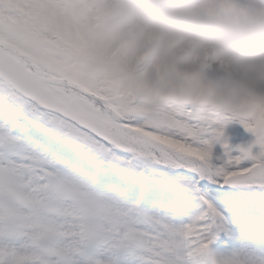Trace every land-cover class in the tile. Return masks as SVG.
<instances>
[{
  "label": "rangeland",
  "instance_id": "obj_1",
  "mask_svg": "<svg viewBox=\"0 0 264 264\" xmlns=\"http://www.w3.org/2000/svg\"><path fill=\"white\" fill-rule=\"evenodd\" d=\"M142 1L118 0L123 7L132 8L133 18L129 23L113 21V26L109 28V33H107L103 41L106 50L113 56H117L116 64H118V67L127 69L122 70L124 71L123 73L119 71L118 74L120 76L122 73L124 74L123 76L128 77L127 84L131 81L135 69L141 66L139 77L142 80L150 81L151 91L159 98L164 99L167 96L173 98V100L189 99L194 101L197 90H200L198 91L200 94L203 89L214 85V91L209 95V98L216 105L225 103L229 108L238 107L234 111H240L243 106L256 104V117L264 116V55L252 59L253 61L248 62L245 60V52L247 50H256L262 44L260 39H253L251 35L243 31L246 27L250 28L255 23L257 25L264 20V16L259 17L253 13L254 11L259 12V8L263 7V5H254L257 2L256 0H205L200 5L187 10V15L197 18H200L199 14L217 13L234 30H237L236 32L209 34L206 36L194 31L193 27L171 25L156 18ZM101 2L103 6H95L96 9L93 10V14H99L101 10L112 13L117 0H101ZM240 22L243 25H240ZM243 35L245 36L242 37ZM149 44L150 47H148ZM190 45H193L195 51L198 49L209 50V48L211 50L212 46L222 47L225 53L224 56H216L209 59V63L215 70V75L211 84H201L203 86L201 88L196 87L197 83L193 79L191 80L190 77L192 76L188 74V70L195 69V64L186 63V59H180L177 63L181 79L168 73L167 58L169 57L171 60L175 54L183 53ZM149 48L151 49L150 52H148ZM163 54L167 56L162 57ZM0 60V68L7 72L9 80L17 82L20 79L44 103H50L49 94L43 90L42 85L31 82L27 78L24 79L19 74L21 73L22 63L15 54L0 50ZM58 68L62 69V65L58 64ZM227 68L231 69V73L236 76V80L240 84H246L248 87L254 88V91L251 92V99L245 100L237 93L238 87L236 83L231 86L236 92L226 93L219 89V79L222 72ZM26 73L35 78L31 73ZM255 91H259V93L255 94ZM51 101L59 108H67L72 112L77 110L79 114L83 110L78 102L69 97L63 102H60L57 98H52ZM176 113L178 114V112ZM252 113L255 115L254 108ZM87 116L93 119L106 133L117 137L123 142L131 145L142 142L139 136L122 130L111 122L108 116L99 115L98 113L94 115L87 113ZM167 117L168 114L163 115V119L166 120ZM2 118L4 117L2 116ZM78 118L81 119V115ZM176 121H178L177 118H175ZM229 124L232 125V129L227 126ZM202 129L208 132L209 139L215 144L225 147L230 145V139H232L234 132L238 130V123L234 122L232 116L229 121L218 120L214 127L207 123L203 125ZM161 138L163 139V137ZM163 141L184 151L189 146L182 139L165 137ZM231 144L237 146L234 140H232ZM190 163L191 166L195 164L192 160ZM28 165V162L21 165L20 162L16 161L15 164L4 165L3 169L0 165V177H3L1 175L2 172L7 171L9 176L13 177L11 184L2 183V191L9 194L11 187L19 184L25 189L31 199L32 197L36 199L40 194L37 187L38 176L34 177V172ZM203 173L201 172V174ZM201 174L199 173V175ZM27 218H29V215H27ZM12 219L6 206L4 209L0 208V264H94L91 260L87 261V257L82 251V244L89 237L82 234L81 230L84 225L90 222L89 214H87V217L84 216L83 224H81L77 216H72L65 221H61V223L57 222L58 225L54 229H50L49 225L41 223L35 218L31 220V224L29 222L24 223V217H22L15 222L16 224L11 225V222H14ZM110 222L111 220L107 219L106 224L108 227H111ZM138 222L134 218L129 220L128 223H121L123 226L121 231L115 227L116 225L107 230L110 234H116V243L121 241L124 243L125 239H127L130 242L142 244V237H145L146 233L153 234L152 244L147 247L146 240H143L145 245L140 250L142 253L138 254V258L132 257L131 260L127 258L129 260L127 264H182V255L189 256L185 247V229L192 222V218L189 215H184L183 220L178 224L167 223L160 226L159 231H161V234L152 231L147 232V229L143 228V226L137 227ZM58 228L65 240L53 248L51 252H41L39 244H37V235L41 232L51 233ZM124 232L126 236H124ZM251 247L241 251L240 262L242 264H264V260L258 255L260 253L253 250L255 248L259 251L257 244ZM137 249L139 250V247ZM164 251L167 252L166 255H163ZM103 253L105 257L102 263L113 264L114 261L111 259L112 250L107 248ZM158 254L162 255V257L158 258ZM195 262L199 263V260L195 259Z\"/></svg>",
  "mask_w": 264,
  "mask_h": 264
},
{
  "label": "trees",
  "instance_id": "obj_2",
  "mask_svg": "<svg viewBox=\"0 0 264 264\" xmlns=\"http://www.w3.org/2000/svg\"><path fill=\"white\" fill-rule=\"evenodd\" d=\"M76 3L79 14H82L80 16L73 13L67 7L68 5L64 0H0V11L2 12L1 16L8 21L6 25L8 31L17 30L20 34L27 35L23 41L25 47H30L33 43L38 42L47 45L46 40L52 38L51 41L56 46L68 48L73 56H76L78 53H82V55L88 54L93 60L104 63V61L108 60V54L101 46L102 34L98 30L99 26L96 24V19L88 16L87 12L80 6L78 0H76ZM60 5H62L61 9ZM84 39L87 40L86 44L82 43ZM100 77L95 82H98L99 89H102L101 87L105 83V79ZM79 93L81 92L79 91ZM130 100L131 95L129 91V94L125 93L122 97L123 106H130ZM147 107L148 105H144L142 107L143 111ZM189 128H192L190 124L185 123L181 124V128L177 129L174 126H168L165 128V131L169 135L187 139L190 137ZM39 135L42 136L41 134ZM169 149L173 153L178 151L173 147ZM139 150L143 151V148L139 147ZM205 154H209L221 169L224 166L236 168L237 163L243 161L241 156L230 159L227 151L223 149L219 150L217 146H213V148L202 147L200 151L196 152L195 156H198L199 160L204 161L203 156ZM223 160L227 161L223 162ZM182 162L185 161L182 160ZM125 166V173H127L131 168L128 167V164H125ZM87 167L92 169L91 163H87ZM172 167L174 166L172 165ZM185 179L187 181L184 185L174 186L177 194L180 192V189H185L186 197L197 196L191 193L195 192L196 188L198 189V186H195V178L193 176H185ZM194 199L190 201L196 206L197 201H194ZM205 212L204 209L198 210L199 216L195 213L198 220L204 219L209 215L208 212L206 214Z\"/></svg>",
  "mask_w": 264,
  "mask_h": 264
},
{
  "label": "bare ground",
  "instance_id": "obj_3",
  "mask_svg": "<svg viewBox=\"0 0 264 264\" xmlns=\"http://www.w3.org/2000/svg\"><path fill=\"white\" fill-rule=\"evenodd\" d=\"M152 44V43H150ZM150 44L148 47H150ZM151 49H148L150 52ZM166 54H163L162 57H166ZM211 56V52L208 49H198L195 51L193 45H190L183 53L175 54L174 58L170 60L168 57L166 60L168 73L176 78L181 79L180 69L177 66V63L180 59H186V63L188 64H195V69L192 73V79L194 82L197 83L196 87L201 88L203 87L201 84L209 83L215 73L214 68L208 62V58ZM190 74V73H189ZM236 83L238 90L237 93L245 98V100H249L252 98L251 92L254 91V88L248 87L246 84H240L238 80H236V76L231 73V69L227 68L221 74L219 79V89L223 90L226 93H233L236 92L232 89V85ZM197 90L195 94H199ZM259 93V91H255V94Z\"/></svg>",
  "mask_w": 264,
  "mask_h": 264
}]
</instances>
